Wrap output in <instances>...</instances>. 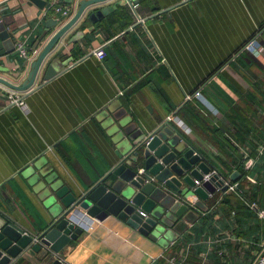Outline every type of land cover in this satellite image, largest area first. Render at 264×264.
<instances>
[{
    "label": "crops",
    "instance_id": "0c3cea01",
    "mask_svg": "<svg viewBox=\"0 0 264 264\" xmlns=\"http://www.w3.org/2000/svg\"><path fill=\"white\" fill-rule=\"evenodd\" d=\"M44 1L41 10L29 0H0V21L6 19L15 47L14 55L0 47V78L12 84L26 78L34 61L15 54L18 45L39 54L69 20L44 16L49 5L68 8L72 18L81 2ZM135 1L111 0L102 6L121 7L92 22L100 7L87 8L46 57L33 88L18 94L22 105L11 103L16 92L0 84V218L38 236L52 216L28 184L34 164L75 194L89 189L116 162L120 134L112 129L123 127L110 109L124 111L120 120L135 134L172 124L223 177H235L226 191L210 194L203 209L195 205L198 198L188 199L196 219L166 248L116 218L98 221L75 208L68 219L83 235L62 249L61 261L251 264L264 244V52L255 58L243 48L254 38L264 48V0ZM48 19L58 24L38 42ZM99 47L106 53L102 60L91 55ZM54 60L63 69L44 81ZM54 259L42 249L13 264Z\"/></svg>",
    "mask_w": 264,
    "mask_h": 264
},
{
    "label": "water",
    "instance_id": "95a60500",
    "mask_svg": "<svg viewBox=\"0 0 264 264\" xmlns=\"http://www.w3.org/2000/svg\"><path fill=\"white\" fill-rule=\"evenodd\" d=\"M29 1L41 10L47 4L44 0ZM109 1L81 0L74 16L50 36L30 64L26 78L20 84L0 78V84L17 93L27 94L33 88L46 57L87 8L100 7L90 15L92 22L95 18L103 19L109 12L121 7L118 3L102 6ZM125 1L129 5L136 3L135 0ZM57 24L58 20L48 19L38 42L44 40ZM6 27V19H2L0 47L14 55V43ZM62 69L58 61L49 62L43 80L52 79ZM110 112L111 118L117 119L120 127H123L122 132L116 126L112 129L115 137L120 134L116 141L114 165L89 189L75 194L49 169L36 162L28 184L34 192H39V197L50 208L52 221L38 236L33 237L0 218V264H13L23 254L29 251L37 253L42 249L55 256L52 264H65L59 258V253L71 241L83 235V229L75 227L68 219L71 211L78 207L98 221L107 217L116 218L138 234L166 248L176 240L177 234H182L196 219L186 204L190 197L198 198L195 205L203 209L202 202L210 194L229 188V181L235 175L228 179L223 177L185 139L178 127L165 123L144 136L135 134L134 127L120 120L124 111L115 113L110 109ZM140 168L143 172H139Z\"/></svg>",
    "mask_w": 264,
    "mask_h": 264
},
{
    "label": "built area",
    "instance_id": "2783aa9c",
    "mask_svg": "<svg viewBox=\"0 0 264 264\" xmlns=\"http://www.w3.org/2000/svg\"><path fill=\"white\" fill-rule=\"evenodd\" d=\"M49 14H55L57 16L62 17L64 20H68L71 17V12L68 8L56 5L54 2H52L51 5H49V7L46 9L44 16ZM17 51L22 58L29 60L31 59L35 60L38 55V52L36 50L29 52V50H27L22 44L18 45ZM243 51H247L252 56L257 58L263 54L264 48L259 44L257 38H254L244 46ZM91 55L95 56L98 60H102L106 56V53L102 47H99L95 50H92ZM18 94L19 93L16 92L15 96H10V102L14 104L22 105L23 98L22 96L20 97ZM20 94H24V93H20ZM193 97L202 99V96H200L199 93H196ZM203 103L206 107L210 108V106L206 102L203 101ZM139 172H143V169L140 168ZM168 262L174 264L176 262V258H170ZM251 264H264V244L261 246V248L255 255Z\"/></svg>",
    "mask_w": 264,
    "mask_h": 264
},
{
    "label": "trees",
    "instance_id": "16d2710c",
    "mask_svg": "<svg viewBox=\"0 0 264 264\" xmlns=\"http://www.w3.org/2000/svg\"><path fill=\"white\" fill-rule=\"evenodd\" d=\"M29 52H30V50H29ZM244 52H245V54H243V55H248V56L251 55V54L248 53L247 51H244ZM251 56H252V55H251ZM251 56H250V57H251ZM256 63H257V61H256V59L254 58V64H256ZM256 66H257V65H256ZM258 67H259V66H258ZM175 248H176V246H172V248H169V250L173 251ZM157 262H158V264H168L166 258L159 259Z\"/></svg>",
    "mask_w": 264,
    "mask_h": 264
},
{
    "label": "rangeland",
    "instance_id": "374dc122",
    "mask_svg": "<svg viewBox=\"0 0 264 264\" xmlns=\"http://www.w3.org/2000/svg\"><path fill=\"white\" fill-rule=\"evenodd\" d=\"M260 57V56H259Z\"/></svg>",
    "mask_w": 264,
    "mask_h": 264
}]
</instances>
